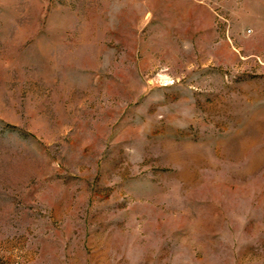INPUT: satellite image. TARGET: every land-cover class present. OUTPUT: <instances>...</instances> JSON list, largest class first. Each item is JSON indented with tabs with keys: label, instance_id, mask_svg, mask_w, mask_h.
<instances>
[{
	"label": "rangeland",
	"instance_id": "rangeland-1",
	"mask_svg": "<svg viewBox=\"0 0 264 264\" xmlns=\"http://www.w3.org/2000/svg\"><path fill=\"white\" fill-rule=\"evenodd\" d=\"M0 264H264V0H0Z\"/></svg>",
	"mask_w": 264,
	"mask_h": 264
}]
</instances>
